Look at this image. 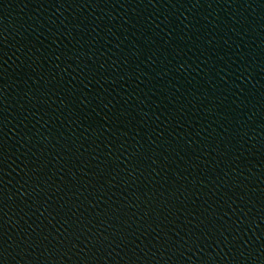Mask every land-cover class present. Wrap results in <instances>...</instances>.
<instances>
[{"label": "water", "instance_id": "water-1", "mask_svg": "<svg viewBox=\"0 0 264 264\" xmlns=\"http://www.w3.org/2000/svg\"><path fill=\"white\" fill-rule=\"evenodd\" d=\"M0 264H264V0H0Z\"/></svg>", "mask_w": 264, "mask_h": 264}]
</instances>
